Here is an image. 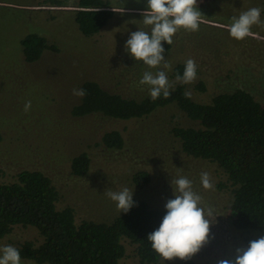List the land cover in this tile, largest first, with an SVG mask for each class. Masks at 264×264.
I'll use <instances>...</instances> for the list:
<instances>
[{
  "label": "rangeland",
  "instance_id": "obj_1",
  "mask_svg": "<svg viewBox=\"0 0 264 264\" xmlns=\"http://www.w3.org/2000/svg\"><path fill=\"white\" fill-rule=\"evenodd\" d=\"M117 13L99 35L85 37L75 21L77 0L67 7H40L37 0H0V180L13 183L23 171H40L57 188L59 210L71 207L76 222L111 223L123 212L104 195L106 189L133 191V198L152 207L165 208L174 199L171 180L180 176L192 181L201 195L202 205L214 209L209 243L191 259L197 264H218L220 259L234 258L237 248L259 238L234 228L233 194L223 187L226 177L217 165L194 160L183 154L174 139L175 127H195L177 106L156 111L151 116L119 121L102 116L77 118L73 108L81 101L73 89L86 81L98 82L111 93L140 99L149 96L148 86L139 83L145 71L163 70L170 84L178 83L174 69L194 59L197 76L186 84L198 103H210L222 92L244 89L264 106V23L253 25L251 35L243 40L230 36L232 17L252 7L261 9L264 22V0H197L201 12L200 28L190 32L180 29L173 36V48L164 55L170 65L149 68L125 51L132 32H151L142 23L141 12L147 0H104ZM29 34L46 38L57 51H45L35 63L24 59L21 41ZM203 82L205 91L196 86ZM27 101L31 109L24 111ZM118 131L125 140L122 150H111L103 144L106 133ZM88 154L91 167L84 177L72 173V161ZM148 172L146 188H138L133 177ZM210 174L212 189H204L201 173ZM166 209V208H165ZM35 245L42 238L35 228L17 227L0 247ZM126 256L120 264H140L136 247L123 241ZM175 258L159 264H180ZM21 264H37L23 261Z\"/></svg>",
  "mask_w": 264,
  "mask_h": 264
},
{
  "label": "trees",
  "instance_id": "obj_2",
  "mask_svg": "<svg viewBox=\"0 0 264 264\" xmlns=\"http://www.w3.org/2000/svg\"><path fill=\"white\" fill-rule=\"evenodd\" d=\"M40 7L64 8L72 0H37ZM74 16L85 37L99 35L117 13L104 0H77ZM173 39V38H172ZM27 63L39 61L45 51H57L55 45L37 34H29L22 41ZM163 55L171 51L173 43L162 42ZM185 64L178 65L173 76L183 75ZM205 91L203 82L196 86ZM82 88L87 95L72 110L77 118L102 116L111 120L131 121L147 118L156 111L175 105L193 122L195 127H175L172 135L186 156L207 161L222 170L225 186L233 194L232 224L244 233L264 236V106L244 89L222 92L210 103H198L186 98V84L176 83L171 95H161L153 101L150 96L140 99L111 93L98 82L86 81ZM3 140L0 133V142ZM103 144L107 149L122 150L123 135L118 131L106 133ZM91 167L88 154L72 161V173L84 177ZM138 188H146L151 178L148 172L133 177ZM60 194L53 181L40 171H23L13 183L0 180V240L15 228H35L42 238L40 245L26 242L17 248L21 260L37 264H120L126 256L123 241L136 247L140 264H159L162 258L147 240L156 230L166 209L152 207L148 202L133 198L134 206L111 223L84 221L77 224L71 207L57 208ZM257 239V238H255ZM180 264H197L181 260Z\"/></svg>",
  "mask_w": 264,
  "mask_h": 264
},
{
  "label": "clouds",
  "instance_id": "obj_3",
  "mask_svg": "<svg viewBox=\"0 0 264 264\" xmlns=\"http://www.w3.org/2000/svg\"><path fill=\"white\" fill-rule=\"evenodd\" d=\"M142 23L151 26V32L142 29L132 32L126 41L125 51L136 61H143L149 68H158L163 65L169 68L163 53L162 45L166 41L173 43V36L180 29L195 32L200 28L201 12L197 7V0H147V10L141 12ZM264 23L261 21V9L252 7L242 11L238 17H232L228 26L230 36L243 40L251 35L253 25ZM197 76V66L194 59H187L183 75H176V82L190 84ZM139 83L147 85L150 98L155 101L161 95L168 98L170 89L174 86L169 83L165 71L155 73L145 71ZM73 95L83 98L87 91L83 88L73 89ZM186 98L191 97L190 92L184 93ZM31 109V101H27L24 111ZM201 184L204 189H212L210 174L202 172ZM174 199L166 204V214L159 227L149 233L147 240L152 249L164 260L175 258L189 260L199 253L209 243L211 225L215 222L214 209L202 205V197L195 192L192 181L180 176L171 180ZM104 195L115 202L117 210L127 213L134 206L133 191L124 187L113 191L106 189ZM0 264H21L20 251L12 246L0 247ZM218 264H264V236L249 241L246 247L236 249L234 258L220 259Z\"/></svg>",
  "mask_w": 264,
  "mask_h": 264
}]
</instances>
